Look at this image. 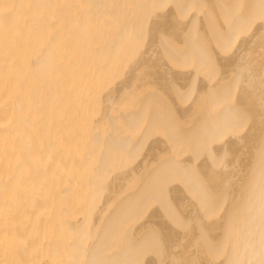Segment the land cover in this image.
Segmentation results:
<instances>
[{
    "label": "bare ground",
    "instance_id": "obj_1",
    "mask_svg": "<svg viewBox=\"0 0 264 264\" xmlns=\"http://www.w3.org/2000/svg\"><path fill=\"white\" fill-rule=\"evenodd\" d=\"M0 264H264V0H0Z\"/></svg>",
    "mask_w": 264,
    "mask_h": 264
}]
</instances>
